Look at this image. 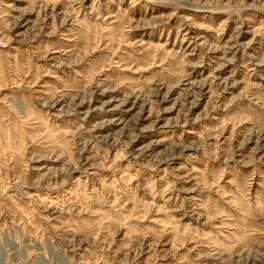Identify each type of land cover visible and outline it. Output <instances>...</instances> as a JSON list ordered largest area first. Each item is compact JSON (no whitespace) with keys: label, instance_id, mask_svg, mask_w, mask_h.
Masks as SVG:
<instances>
[{"label":"rangeland","instance_id":"374dc122","mask_svg":"<svg viewBox=\"0 0 264 264\" xmlns=\"http://www.w3.org/2000/svg\"><path fill=\"white\" fill-rule=\"evenodd\" d=\"M0 264H264V0H0Z\"/></svg>","mask_w":264,"mask_h":264}]
</instances>
